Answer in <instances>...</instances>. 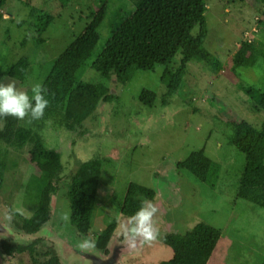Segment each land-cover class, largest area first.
<instances>
[{
    "label": "rangeland",
    "instance_id": "374dc122",
    "mask_svg": "<svg viewBox=\"0 0 264 264\" xmlns=\"http://www.w3.org/2000/svg\"><path fill=\"white\" fill-rule=\"evenodd\" d=\"M95 1L72 0L62 8L56 0H6L0 20V81L14 80L4 77L3 71L20 56H26L30 61L26 80L15 82L31 94V85L43 81L56 57L83 32ZM123 5L133 8V0H111L108 17L98 28L99 38L90 61L109 36L113 11ZM205 5L204 44L222 62L221 70L214 71L194 57L187 63L182 96L179 93L166 96L167 89L161 81L163 65L136 70L125 86H115L113 80L110 91L117 94V99L99 101L92 116L76 131L64 133L47 124L41 132L45 145L60 151L65 167L68 166L67 174L81 161L103 158L87 234L90 240L116 217L118 227L110 241H120L122 225L128 218L119 215V205L130 182L155 190L159 235L147 243L139 241L134 248L125 246L123 253L128 264H158L169 259L172 250L160 242L162 234L181 233L197 221H205L221 231L206 264H262L264 259V159H247L227 135L240 119L253 125L264 122V112H254L239 88L241 84L264 90V60L259 59L252 67L234 69L232 62L242 40L264 43L260 23L263 14L253 0H205ZM32 9L53 15V21L40 35L34 32ZM197 30L196 26L192 32L195 34ZM179 61L180 52L169 67L174 68ZM81 78L88 82L103 81L91 67L85 69ZM144 90L157 95L155 100H148L151 105L141 98ZM186 99L191 103H186ZM25 122L29 125L28 120ZM29 147L10 149L9 168L0 189V218L8 229L7 222L16 226L15 220H19L16 213L25 217L34 210L32 200L24 196L25 182L35 172L28 157ZM201 148L220 165L213 186L177 169L178 162ZM66 181V176L60 180L61 188L53 195V202L65 192ZM65 202L69 208L68 200ZM9 212L14 213L11 220L7 218ZM47 225L45 235L48 232L49 238L58 239L53 224ZM19 237L22 235L18 232L9 236L12 240ZM26 259L21 258V264Z\"/></svg>",
    "mask_w": 264,
    "mask_h": 264
},
{
    "label": "trees",
    "instance_id": "16d2710c",
    "mask_svg": "<svg viewBox=\"0 0 264 264\" xmlns=\"http://www.w3.org/2000/svg\"><path fill=\"white\" fill-rule=\"evenodd\" d=\"M56 1L64 8L72 0ZM253 1L258 12L263 14L260 23L264 30V0ZM5 4L6 0H0V20ZM110 5L111 0L95 1L88 12V22L83 32L73 39L51 65L42 81L50 100L44 117L39 120L26 117L23 121L12 117L0 119V189L9 168L10 149L30 146L28 157L35 172L25 182L24 196L32 200L34 210L27 217L16 214L19 218L17 224L31 234L40 231L49 219L52 197L60 190V180L65 176V196L70 201L71 221L80 233H87L91 227L102 169L103 158L96 156L79 162L77 166L75 164L76 168L67 174L68 166L65 167L60 151L47 147L41 135L47 124L64 133L76 131L92 116L99 101L117 99V94L110 91V84L116 81L115 86L127 85L136 70H152L156 64L163 65L161 81L167 89L166 96L177 93L182 96L187 63L191 59L200 58L214 71L223 68L219 58L204 44L207 35L205 0H133V8L124 5L117 7L113 11L114 16L109 18V36L96 57L90 61L99 38L98 28L108 17ZM33 15L34 32L40 35L53 21V15L32 9L31 17ZM196 26L198 30L194 34L192 31ZM178 52L179 65L170 68ZM259 59L264 60V43L242 40L232 56L233 69L255 66ZM29 66L28 58L20 56L14 64L4 69L3 76L24 82ZM87 67L100 73L103 81L83 80L81 76ZM239 88L254 112H264V90L241 84ZM156 97L154 91L144 90L141 94V98L149 105L152 103L148 100H155ZM185 101L191 103L187 99ZM27 120L29 125L25 124ZM227 135L230 143L247 159H264V122L253 125L240 119L234 122L233 129ZM177 169L189 173L201 183L213 186L220 165L207 157L204 148H201L178 162ZM154 198L153 188L130 182L119 205V212L131 216L142 202H150ZM116 225L117 220L113 218L97 233L98 248L106 247ZM220 234L219 228L205 221H197L181 233L167 232L160 238V242L172 250V256L160 260L159 264H206ZM1 246L6 254L23 249L5 240L1 241ZM52 264L59 263L52 258Z\"/></svg>",
    "mask_w": 264,
    "mask_h": 264
},
{
    "label": "flooded vegetation",
    "instance_id": "af4514ba",
    "mask_svg": "<svg viewBox=\"0 0 264 264\" xmlns=\"http://www.w3.org/2000/svg\"><path fill=\"white\" fill-rule=\"evenodd\" d=\"M65 192L62 195L60 194L61 198L59 197L56 203L53 202V200L51 201L49 219L43 224L40 231L31 234L20 227V225L17 224L18 221L15 220L16 226L7 222L10 229L20 233L22 237H19L17 240H12L9 237H0V249L3 255V261H6L8 264H21V258L25 257L27 258L25 264H52V258L56 259L59 264H128L125 257L126 254L123 253L125 246L128 247L127 240L124 236H120V241L114 240V242H111L110 238L104 249H100L96 246L97 233L103 230L107 224L95 233L92 240L94 241V247L88 249L79 247L81 240L84 238L89 239L90 236L87 235L88 232L85 234L80 233L72 223L70 201L65 196ZM65 200H68L69 208ZM150 202L158 209L155 200ZM119 215L127 218L130 217L122 215L120 212ZM156 218L157 217H154V219ZM115 219L117 220L116 217ZM48 222L53 224V228H50L58 235V239L49 238L50 235L48 232L47 236L45 235V230L49 227L47 225ZM116 227H118V225H116ZM164 234H162V236ZM2 240L17 244L23 247V249L22 251H12L6 254L1 246ZM139 241L141 240L138 238L137 243Z\"/></svg>",
    "mask_w": 264,
    "mask_h": 264
},
{
    "label": "clouds",
    "instance_id": "9594fccd",
    "mask_svg": "<svg viewBox=\"0 0 264 264\" xmlns=\"http://www.w3.org/2000/svg\"><path fill=\"white\" fill-rule=\"evenodd\" d=\"M29 91L17 86L15 80L0 81V119L6 117L23 121L26 117L39 120L45 115V109L50 100L47 88L42 82H35ZM158 212L157 207L151 202H142L135 212L122 225V235L127 240L128 246L134 248L139 238L142 242L155 240L159 235L154 217ZM14 213L9 212L7 218L11 220ZM79 247L88 249L94 247V241L84 238Z\"/></svg>",
    "mask_w": 264,
    "mask_h": 264
},
{
    "label": "water",
    "instance_id": "95a60500",
    "mask_svg": "<svg viewBox=\"0 0 264 264\" xmlns=\"http://www.w3.org/2000/svg\"><path fill=\"white\" fill-rule=\"evenodd\" d=\"M11 14H12V9H9L8 10ZM7 12V11H5ZM12 235H15L16 233H13L12 232V229H8L3 223H2V220L0 218V236L2 237H9ZM0 264H4V261H3V255H2V252H1V249H0Z\"/></svg>",
    "mask_w": 264,
    "mask_h": 264
}]
</instances>
